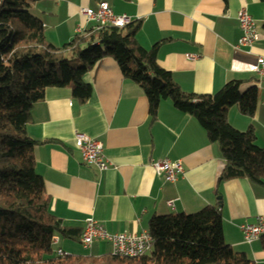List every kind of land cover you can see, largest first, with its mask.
<instances>
[{
  "label": "crops",
  "instance_id": "crops-1",
  "mask_svg": "<svg viewBox=\"0 0 264 264\" xmlns=\"http://www.w3.org/2000/svg\"><path fill=\"white\" fill-rule=\"evenodd\" d=\"M101 1L115 15L141 21L136 40L143 48L163 40L157 61L184 91L213 93L235 79L244 81L242 89L256 85L255 114L245 115L233 105L228 121L238 130L251 126L256 143L264 147V75L252 70L257 58H264L261 0H37L30 10L42 21L46 39L61 47L78 27L83 31L97 25L80 9L97 10ZM241 7L257 26L251 47L237 45L241 31L236 14ZM186 54L197 57L189 59ZM85 78L92 87L86 103H80L68 86L47 87L44 97L33 104L26 125L27 134L39 141L32 154L50 211L62 224L82 228L85 219L93 217L109 232L138 234L148 230L153 215L217 205L225 241L233 250L245 252L253 264H264L262 238L246 243L238 226L242 220L264 218V185L248 178L218 181L224 166L219 144L208 139L194 116L178 110L169 99L162 100L151 116L143 90L123 76L114 58L98 59ZM75 131L102 143L111 164L107 170L83 163ZM163 158L181 161L182 171L173 182L152 166ZM56 236L54 246L65 253L99 256L112 250L104 240L84 249L80 241Z\"/></svg>",
  "mask_w": 264,
  "mask_h": 264
},
{
  "label": "trees",
  "instance_id": "trees-1",
  "mask_svg": "<svg viewBox=\"0 0 264 264\" xmlns=\"http://www.w3.org/2000/svg\"><path fill=\"white\" fill-rule=\"evenodd\" d=\"M35 1L0 0V264H253L245 252L225 241L217 205L153 215L148 222L151 248L139 257L56 253L54 235L79 241L84 226L63 225L50 211L32 154L39 141L27 134L26 125L47 87L68 86L86 103L92 87L85 75L98 59L109 56L117 61L123 76L143 90L151 116L169 99L199 121L224 158L218 181L248 178L264 185V147L256 143L251 126L238 130L228 121L233 105L245 115L255 114L256 85L242 89L244 81L235 79L213 93L184 91L157 61L163 40L149 49L137 42L140 20L122 27L96 25L56 47L30 10ZM261 240L264 247V237Z\"/></svg>",
  "mask_w": 264,
  "mask_h": 264
},
{
  "label": "built area",
  "instance_id": "built-area-1",
  "mask_svg": "<svg viewBox=\"0 0 264 264\" xmlns=\"http://www.w3.org/2000/svg\"><path fill=\"white\" fill-rule=\"evenodd\" d=\"M81 13L88 20H95L98 26L111 24L117 27H122L131 19L126 14L115 15L106 1L99 2L97 10H92L88 7L80 9ZM238 27L241 35L237 45L240 47H251L257 36V26L253 17L248 13L246 7H241L237 11ZM78 32H82L78 27ZM189 59L197 57L195 54H186ZM252 70L255 73L264 75V58H257V62L253 65ZM75 144L80 150L83 163L96 167L99 171H104L109 168L110 161L105 156L102 143L89 135L75 131ZM153 168L158 174H162L165 180L173 182L177 175L182 171L180 160H170L163 158L153 163ZM169 205H173V200L168 201ZM243 234V240L246 243H252L264 237V218L258 217L255 222L242 220L238 224ZM96 240H104L111 243V253L114 255L139 257L151 248L152 237L148 230H144L138 234L129 232H109L105 226L94 219L88 217L85 219V224L80 234V244L84 249L91 248ZM58 237L53 236L52 242L56 243ZM58 255H64L65 252L61 248L56 249Z\"/></svg>",
  "mask_w": 264,
  "mask_h": 264
},
{
  "label": "rangeland",
  "instance_id": "rangeland-1",
  "mask_svg": "<svg viewBox=\"0 0 264 264\" xmlns=\"http://www.w3.org/2000/svg\"><path fill=\"white\" fill-rule=\"evenodd\" d=\"M62 239H63V238H62ZM74 243H75L74 245H75L76 247H79L78 244H77L76 242H74ZM79 248H80V247H79ZM54 249L56 250L57 248L55 247ZM89 249H90V248H89ZM87 253H90V251H87ZM91 254H92V253H91Z\"/></svg>",
  "mask_w": 264,
  "mask_h": 264
}]
</instances>
